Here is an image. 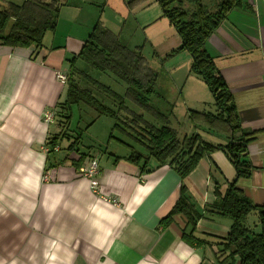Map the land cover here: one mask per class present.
<instances>
[{
	"label": "crops",
	"instance_id": "crops-1",
	"mask_svg": "<svg viewBox=\"0 0 264 264\" xmlns=\"http://www.w3.org/2000/svg\"><path fill=\"white\" fill-rule=\"evenodd\" d=\"M134 10L129 12L134 21L127 25L125 18L116 33L120 40L125 26H141ZM89 32L79 29L80 35L70 32L58 42L57 30L46 36L47 46L43 43L41 49L0 45V264H219L218 247H192L183 241L185 216H176L168 227L160 225L179 197L181 180L170 167L141 175L125 160L116 161L127 157L109 154L104 159L88 151V159L77 169L71 163L76 156L66 159L72 141L67 137L65 149L66 138L59 150L47 154V143L61 129L53 131L43 114L66 100L67 85L57 74L68 75L69 60L79 54ZM153 42L151 37L143 40L144 53L149 45L156 56H166L181 44L175 30L156 41L158 45ZM206 48L233 94L243 130L253 134L246 156L253 168L249 178L236 179L233 165L217 152L206 156L185 184L200 214L216 202V184L224 193L235 182L255 205L263 206L264 0H245ZM182 70L187 74L180 81L178 102L187 111L213 113L207 85L190 70ZM192 127V133H201L208 142H226ZM95 158L100 174L91 181L80 170ZM102 195L117 198L119 206L103 201ZM214 219L199 220L195 235L225 237L231 222Z\"/></svg>",
	"mask_w": 264,
	"mask_h": 264
},
{
	"label": "trees",
	"instance_id": "trees-1",
	"mask_svg": "<svg viewBox=\"0 0 264 264\" xmlns=\"http://www.w3.org/2000/svg\"><path fill=\"white\" fill-rule=\"evenodd\" d=\"M129 9L156 2L178 34L181 44L163 57L168 60L181 52L192 57L191 71L208 87L214 100L215 111H190L188 119L193 126L225 138V143L213 144L201 133H191L179 138L178 131L171 127L170 118L150 104L156 94L159 73L148 66L144 44L130 48L100 21L84 41L79 54L69 60L70 70L66 75L67 97L58 103L52 112L54 122L61 131L49 140L47 154L60 149V141L71 138L67 148L68 157L76 156L71 163L77 169L89 155L80 152L81 137L68 134L71 109L84 104L94 110L97 117L114 121L109 140L125 145L131 154L123 159L137 167L141 175L150 174L168 166L181 180L179 197L160 225L170 226L175 217L183 215L187 224L182 239L192 247L205 244L218 247L219 264H264V205H255L239 190L235 182L223 193L215 186L216 202L207 206L202 214L190 194L185 180L197 169L206 156L223 152L236 170V179L249 178L252 165L246 159L248 144L253 134L243 130L233 94L222 77L219 68L206 48L209 38L245 0H124ZM58 0H25L21 4L5 2L0 6V45L13 48H43L48 33L56 32L61 12ZM154 54V53H153ZM156 55V54H154ZM86 66L78 67L77 63ZM93 72L114 76L126 85L119 94L93 76ZM97 94L104 95L101 99ZM106 99V100H104ZM130 101L134 108L127 105ZM114 132L129 136L145 148L140 153ZM224 218L231 222L225 237H198L197 223L201 219ZM209 240V241H208Z\"/></svg>",
	"mask_w": 264,
	"mask_h": 264
},
{
	"label": "rangeland",
	"instance_id": "rangeland-1",
	"mask_svg": "<svg viewBox=\"0 0 264 264\" xmlns=\"http://www.w3.org/2000/svg\"><path fill=\"white\" fill-rule=\"evenodd\" d=\"M58 1L62 5L56 29V32L58 30L57 35L59 36L58 42H62L65 35L70 32L80 35L81 31L78 33L79 29H85V31H89L90 29L89 33H91L94 26L99 21L114 33H117L122 27L121 24L125 18L128 20L127 25L134 21L129 15L131 11L124 0ZM5 2H13L19 5L23 3L24 0H0V6L4 5ZM134 12L137 16L140 15L141 26L137 30H135L136 27L129 29L128 26H125V30L121 37L125 45L130 48L141 46L143 40L147 37H151L154 41L153 44L158 45L156 41L167 39L171 30L174 31L169 20L164 18L163 12L156 2H150L149 4L138 7ZM56 32L53 34L48 33L47 35L53 36ZM81 36L85 37V33L83 32ZM46 43L47 40L44 42L45 46H47ZM146 48L145 56L148 60V66L159 73L158 82L155 87L157 95H153L150 98V104L170 118L171 127L178 131L179 138L182 139L185 135H190L193 130V125L188 119V114L192 110L187 111L186 107L180 104L181 102H178L181 96L179 86L182 85V83H180V81L183 77L185 78L187 74L182 70V67L191 71L192 57L188 52H181L175 57L163 60V54L157 53L156 56L152 51L148 50V48H150L149 45L146 46ZM183 53L187 54L186 57H184ZM77 66L80 68L86 65L82 62H78ZM93 76L101 83L112 88L115 92L119 94L124 92L126 85L117 80L114 76L109 77L95 72H93ZM97 95L100 99L101 96H104L100 94ZM127 105L134 108L135 111H139L130 101H127ZM71 112L68 134H71L72 138L80 135V149L82 152L86 153L89 151L92 154L103 156L104 159H107L109 154L120 157H128L131 154V149L129 147L119 144L115 140H109V135L114 125V121L111 118L101 117L89 126L97 117L94 110L81 104L73 106ZM109 123H112L111 127H109ZM58 128L57 125H54L53 131L59 132ZM114 135L124 139L135 151L146 153L145 148L129 136H123L119 132H114ZM67 144L68 140L66 138L63 141L64 149ZM64 149L62 152L66 153ZM216 173L217 169L214 167L213 174Z\"/></svg>",
	"mask_w": 264,
	"mask_h": 264
},
{
	"label": "built area",
	"instance_id": "built-area-1",
	"mask_svg": "<svg viewBox=\"0 0 264 264\" xmlns=\"http://www.w3.org/2000/svg\"><path fill=\"white\" fill-rule=\"evenodd\" d=\"M57 78L63 84L67 82L66 75L57 74ZM42 118L45 123L50 125L54 122L55 114L52 112V110H48L44 112ZM56 150H59V149L57 148ZM46 152H48V148ZM80 173H81V176H83L84 178H87L93 181L100 174L99 160L96 158L92 159L87 167L82 168L80 170ZM45 179H47L46 175H45ZM92 189L94 190L96 194L100 195V193H98V188L96 187L94 183L92 184ZM101 198L103 199V201L110 203L116 207L119 206L120 204L118 199L114 197L102 195Z\"/></svg>",
	"mask_w": 264,
	"mask_h": 264
},
{
	"label": "flooded vegetation",
	"instance_id": "flooded-vegetation-1",
	"mask_svg": "<svg viewBox=\"0 0 264 264\" xmlns=\"http://www.w3.org/2000/svg\"><path fill=\"white\" fill-rule=\"evenodd\" d=\"M47 1V0H46Z\"/></svg>",
	"mask_w": 264,
	"mask_h": 264
}]
</instances>
